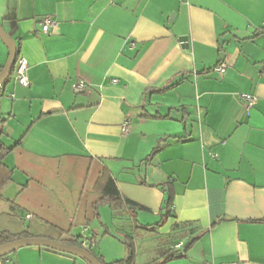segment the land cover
<instances>
[{
    "label": "crops",
    "instance_id": "1",
    "mask_svg": "<svg viewBox=\"0 0 264 264\" xmlns=\"http://www.w3.org/2000/svg\"><path fill=\"white\" fill-rule=\"evenodd\" d=\"M45 18L57 23L50 34ZM0 22L29 65L30 86L14 73L0 100L14 171L2 196L21 208L24 227L40 235L48 223L71 232L66 240L86 230L89 252L111 264L128 257L117 235L154 243L159 259L190 240L174 227L194 223L204 235L168 264H264V0H0ZM6 57L0 41V71ZM222 63L224 76L214 71ZM245 94L257 99L250 111ZM104 167L144 207L141 225L160 222L173 194L157 234L135 232L106 205L86 224ZM100 239L121 245L123 258ZM7 264L86 262L28 247Z\"/></svg>",
    "mask_w": 264,
    "mask_h": 264
},
{
    "label": "trees",
    "instance_id": "2",
    "mask_svg": "<svg viewBox=\"0 0 264 264\" xmlns=\"http://www.w3.org/2000/svg\"><path fill=\"white\" fill-rule=\"evenodd\" d=\"M19 58V49L17 48V60ZM13 68V73L10 79L7 81V83L13 78L15 73V66ZM1 69V68H0ZM6 83V84H7ZM169 87H166L165 90H167ZM2 98V93L0 94V100ZM2 121L0 116V139L2 138ZM161 149V142L157 145V147L153 150L152 154L148 158L147 161H151L154 156L158 154V152ZM13 148H8L5 145H3L0 142V216L5 215L8 220L15 221L17 224H20V228L16 230H0V245L11 243L14 241H18L21 239H27V238H49L52 241H56L58 243H63L67 245H72L76 247H81L78 240L72 238L69 240L64 239V236L70 235L71 232H65L63 230H60L53 225H50L48 223L43 224V234H38L35 229L31 226L24 227V220H23V212L21 208L18 206V204L15 203V201H8L5 200L2 196V191L6 187V185L12 181L14 176V171L9 168V166L6 164L5 160L12 152ZM98 186L100 187L99 196H97L94 199H90L88 196V199L86 200V224L88 225L91 220L95 217H99V207L101 205H106L110 208L113 216L117 219H123L125 217L131 218L134 226L135 232H147L150 234H157L159 228L164 225V222L166 218L171 216L169 209L171 208L173 204V194H169L168 198L165 201V206L163 208V211L161 213V221L158 222L155 225H149L144 226L138 223L137 221V215L140 211L144 210V207L141 205L135 203L134 201L130 200L129 198L125 197L121 191L118 188L117 182L112 176L111 172L108 168L104 167L99 175L98 179ZM163 185L162 187H164ZM165 188V187H164ZM91 200V201H90ZM91 202V203H90ZM5 206H9V210L11 212H6L5 208H1ZM194 223H185L182 225H176L173 229L175 235L178 236H184L189 235L190 240L185 243L184 247L181 248H173L170 250H167L163 252V254L159 257V259H155L151 262H147L144 264H168L172 261L181 260L187 257V254L189 250L192 248V246L201 239V237L204 235V231H201L198 228H194ZM192 227V228H191ZM190 228V229H189ZM49 231L53 232L54 234L52 236H47ZM120 242L125 247L128 253V257L126 259L113 262L111 264H138V247L136 242L135 235H129L125 234L123 239H120ZM10 256L0 258L4 264H7V260ZM100 263H105L102 258H99L95 256Z\"/></svg>",
    "mask_w": 264,
    "mask_h": 264
},
{
    "label": "water",
    "instance_id": "3",
    "mask_svg": "<svg viewBox=\"0 0 264 264\" xmlns=\"http://www.w3.org/2000/svg\"><path fill=\"white\" fill-rule=\"evenodd\" d=\"M0 41L5 45L9 51L8 60L0 71V94L5 90L7 81L10 79L13 73V68L17 59V45L12 38V34L4 30L0 22ZM28 247H40L47 248L55 252H60L64 254H69L77 257L86 264H102L99 260L89 251L72 245H67L63 243H58L48 239H37V238H27L14 241L11 243H6L0 245V258L7 257L13 253Z\"/></svg>",
    "mask_w": 264,
    "mask_h": 264
},
{
    "label": "built area",
    "instance_id": "4",
    "mask_svg": "<svg viewBox=\"0 0 264 264\" xmlns=\"http://www.w3.org/2000/svg\"><path fill=\"white\" fill-rule=\"evenodd\" d=\"M57 26V23L55 20L51 19V18H45L43 21V27L42 30L45 34H50L51 31ZM28 69H29V65L27 63V61L22 58L19 57L15 66V77L17 82L24 87H28L30 86V82L28 79ZM217 74H219L220 76H224L226 71H227V65L226 64H220L218 65L215 70H214ZM113 84L117 83V80H113L112 81ZM87 85L84 82H78L75 87L74 90L77 93H82L85 92L87 90ZM243 100L246 104V110L250 111L256 104H257V99L250 94H245L243 95ZM123 134L127 135L129 133V124L125 123L123 125L122 128ZM80 246L89 251L91 250L92 246L94 245V242L87 239L86 238V230H84L83 235L80 237V239L78 240Z\"/></svg>",
    "mask_w": 264,
    "mask_h": 264
},
{
    "label": "rangeland",
    "instance_id": "5",
    "mask_svg": "<svg viewBox=\"0 0 264 264\" xmlns=\"http://www.w3.org/2000/svg\"><path fill=\"white\" fill-rule=\"evenodd\" d=\"M6 51H7V53L9 52L7 48H6ZM7 58L8 57H6V61H7ZM6 61H5V63H3L4 65H2V68L5 66ZM6 163H8V161H6ZM1 208H5V206H3ZM5 210H6V212H11V210H9V206H6ZM7 220H8V218L5 215L0 216V230H6V229L9 230V228L11 230L12 229L11 226L17 224L15 221H12L10 223V222H7ZM105 220L107 222H110V219L108 217H106V215H105ZM138 222H140V221H138ZM141 234L143 235V233H141ZM142 235H140V237H138V241H140V238L142 237ZM117 236H119L120 239L124 238L123 235H117ZM99 241L101 242L102 249H104L107 254H110L109 252H111V254H113L115 256L117 255L118 260H119V258L120 259L123 258V256H124L123 251L124 250H123V247L121 245L117 244V246H116V244L115 245L112 244V241L110 239H107L104 241H102L100 239ZM165 247L167 248V246H165ZM154 248H155L154 243H152V245L149 244L146 246L140 244V246H138V264H144V263L149 262V260L144 261V260H147L148 257L150 258V260H154L155 258H157L158 256L154 254ZM162 248L163 247L161 246L159 249H162ZM162 250H166V249H162Z\"/></svg>",
    "mask_w": 264,
    "mask_h": 264
}]
</instances>
